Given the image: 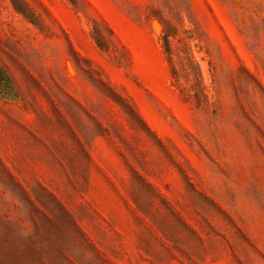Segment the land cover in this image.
<instances>
[{
    "label": "rangeland",
    "instance_id": "obj_1",
    "mask_svg": "<svg viewBox=\"0 0 264 264\" xmlns=\"http://www.w3.org/2000/svg\"><path fill=\"white\" fill-rule=\"evenodd\" d=\"M0 264H264V0H0Z\"/></svg>",
    "mask_w": 264,
    "mask_h": 264
}]
</instances>
